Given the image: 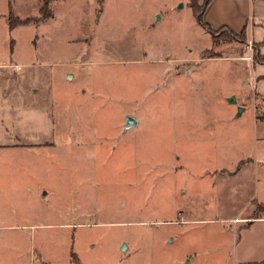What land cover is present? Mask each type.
<instances>
[{
    "label": "rangeland",
    "instance_id": "374dc122",
    "mask_svg": "<svg viewBox=\"0 0 264 264\" xmlns=\"http://www.w3.org/2000/svg\"><path fill=\"white\" fill-rule=\"evenodd\" d=\"M102 2L10 31L40 0H0V264H264L263 104L236 115L253 50L190 0Z\"/></svg>",
    "mask_w": 264,
    "mask_h": 264
},
{
    "label": "crops",
    "instance_id": "0c3cea01",
    "mask_svg": "<svg viewBox=\"0 0 264 264\" xmlns=\"http://www.w3.org/2000/svg\"><path fill=\"white\" fill-rule=\"evenodd\" d=\"M102 1H103L102 3L105 5L104 0ZM198 1H199V4H202L204 2V0H198ZM201 14H202L201 16L202 23L206 24L208 28L210 27V29L214 31L223 29L224 32L227 31L230 34L239 35V33H241L242 30H245V33H246L245 43L249 41L250 43H253L254 45L257 44L258 47L256 48V52H258V54L260 55H264V0H209L208 3L204 5ZM5 22L7 23L9 27L8 21L5 20ZM14 50H15L14 47H12L11 52L13 54H14ZM236 59L239 62L249 61L247 58H244L242 56ZM247 63L249 64V62ZM249 65L251 69L253 70V74H254L252 76L253 84L250 88L251 89L250 92L247 93L244 89H242L241 92L238 94V105H240V107L243 106V110H244L247 105L246 101H249V99L251 101L248 102V104H251V102L253 103V101L254 102L258 101L259 103L263 104L262 106L263 110L258 113V117H264V63L256 62V63H250ZM244 68H247L246 63H243L242 69ZM117 87L115 88L117 89ZM115 88L114 90L113 88H110V87H105V89L103 90L95 89L98 92V94L101 95L103 99V103H102L103 107H105V105L107 104L121 105V102H122L121 99L123 97L121 93L122 85H120V88L118 89L119 91L115 90ZM112 92L119 93L120 95L116 96ZM123 93L126 96L125 91ZM251 106H252L254 124L258 125L259 123L260 126H262V128L264 129V119L263 118L258 119V117L254 115L255 113V109L253 110L254 105L251 104ZM126 116H130V115H125V117ZM125 117H124V123H125ZM196 117H197L196 120L199 121L200 117L199 116H196ZM134 119L136 120V123L135 125L131 126L132 128L133 127L136 128L140 124L138 119L136 118ZM118 121L115 123L116 125L113 126V130L111 131V135L114 137H119L118 133L121 127L123 129V132L131 128V127L125 128L124 123H122V125L120 126ZM203 129H205V126H203ZM262 136L264 139V133L262 134ZM180 159L178 157L176 159V162L175 161L173 162V167L179 168V169L183 168V166L185 165V162L184 160H180ZM250 161L251 160L249 158L248 160H244V161L242 160V161L237 162V164L234 165L235 170L233 174L239 172L240 169L244 168L245 164H250ZM220 171L222 172L223 169H221ZM150 190L151 189H149V191ZM177 212L182 213V211H177Z\"/></svg>",
    "mask_w": 264,
    "mask_h": 264
},
{
    "label": "trees",
    "instance_id": "16d2710c",
    "mask_svg": "<svg viewBox=\"0 0 264 264\" xmlns=\"http://www.w3.org/2000/svg\"><path fill=\"white\" fill-rule=\"evenodd\" d=\"M56 0H40V8H39V13H38V16L36 17H33V18H29L27 17L25 20H21L19 19L17 16H14V21H12L10 17H7V21H8V24H9V29L10 31L13 30L16 25L18 24H26V23H30V22H41V21H45L46 19L50 18L52 16V10H51V6H52V3L55 2ZM209 0H204V2L202 4H199L198 3V0H190V8H191V11H192V15L195 16L196 20L198 21V23H200L203 28L208 32V34H210L211 36L215 35L216 33H221V32H224V30H218V31H214L212 29H210V27L208 28L206 26V24L202 23V20H201V12L203 10V7L204 5H206L208 3ZM234 35V37H241V42L245 43V37H246V33H245V30H242L241 33H239V35H235V34H232ZM258 47L257 44H253L251 43V49L253 50V53L254 55L252 56L253 58V63H256V62H261V63H264V55H260L258 54V52H256V48Z\"/></svg>",
    "mask_w": 264,
    "mask_h": 264
},
{
    "label": "water",
    "instance_id": "95a60500",
    "mask_svg": "<svg viewBox=\"0 0 264 264\" xmlns=\"http://www.w3.org/2000/svg\"><path fill=\"white\" fill-rule=\"evenodd\" d=\"M228 102H235V100H234V97L233 96H230L229 98H228ZM242 110H243V106L242 107H238L237 108V112H236V115L238 116L241 112H242ZM135 123H136V120L134 119V118H132L131 116H126L125 117V128H129V127H131L132 125H135ZM124 245L122 246V250L124 249Z\"/></svg>",
    "mask_w": 264,
    "mask_h": 264
},
{
    "label": "built area",
    "instance_id": "2783aa9c",
    "mask_svg": "<svg viewBox=\"0 0 264 264\" xmlns=\"http://www.w3.org/2000/svg\"><path fill=\"white\" fill-rule=\"evenodd\" d=\"M248 48L251 49V43L248 41Z\"/></svg>",
    "mask_w": 264,
    "mask_h": 264
}]
</instances>
